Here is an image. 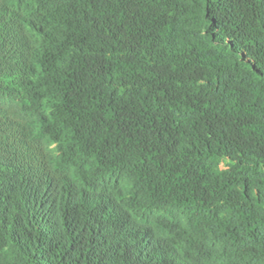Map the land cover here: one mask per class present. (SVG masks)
Listing matches in <instances>:
<instances>
[{"label":"trees","instance_id":"16d2710c","mask_svg":"<svg viewBox=\"0 0 264 264\" xmlns=\"http://www.w3.org/2000/svg\"><path fill=\"white\" fill-rule=\"evenodd\" d=\"M0 264H264V0H0Z\"/></svg>","mask_w":264,"mask_h":264}]
</instances>
